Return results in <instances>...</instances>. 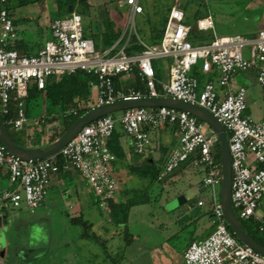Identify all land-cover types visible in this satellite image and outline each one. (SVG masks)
Returning a JSON list of instances; mask_svg holds the SVG:
<instances>
[{
    "label": "built area",
    "instance_id": "2783aa9c",
    "mask_svg": "<svg viewBox=\"0 0 264 264\" xmlns=\"http://www.w3.org/2000/svg\"><path fill=\"white\" fill-rule=\"evenodd\" d=\"M5 3L6 0H0V116L8 128L15 132L24 128L31 87L43 90L48 78L75 71L92 77L89 83L97 89L92 107L138 97H171L196 104L212 113L226 132L234 212L241 220L254 221L257 231L264 233V212H260L264 207V117L254 122L245 115L247 91L235 84L239 72L252 70L256 84L264 88V28L250 38L235 34L192 44L188 38L192 27L184 22V12L172 6L158 45L146 46L139 39L144 50L138 54L127 55L122 49L99 53L93 40L83 34L81 15L67 12L50 21L51 39L35 53L25 54L9 48L14 26ZM122 5L127 6V29L131 32L143 7L139 0H124ZM213 27L210 16L195 21L199 32ZM158 59L169 60L167 79L161 83L157 82L152 64ZM197 65L202 74L208 75L203 83L192 74ZM134 70L143 84V93L133 88L120 89L114 83L115 77L130 76ZM67 114L75 116L77 110H68L61 117ZM117 123L136 154L143 153L149 144L146 128L176 126L177 146L168 155L158 179L188 159L204 172L201 184L207 192L214 230L203 240L190 243L182 255L183 264H264V256L238 242L222 217L218 196L220 166L214 160L218 147L215 133L195 116L166 107L125 109L118 118L112 114L102 116L83 126L57 154L36 162L14 158L0 144V171H7L12 184L10 189L0 192V215L21 206L33 214L46 193L50 177L68 169L79 173L87 191L106 210L118 191L112 172L115 155L108 146ZM203 203L204 199L198 201V205Z\"/></svg>",
    "mask_w": 264,
    "mask_h": 264
},
{
    "label": "rangeland",
    "instance_id": "374dc122",
    "mask_svg": "<svg viewBox=\"0 0 264 264\" xmlns=\"http://www.w3.org/2000/svg\"><path fill=\"white\" fill-rule=\"evenodd\" d=\"M108 1L75 0L73 11L83 17L82 25L84 31L91 30L94 32L96 28L101 27L100 19H102L103 14L100 12L101 9L96 8V5L103 6L106 3L105 6H107ZM139 3L146 9L148 6H153L154 14H150L148 24L154 26V28L158 27L161 19L167 17L172 6L178 7L184 12L185 22L193 27L195 33L197 32L195 29L196 19L209 15L213 20L214 29L201 33L205 41L208 38L210 39V37L213 39L214 35L235 33L246 35V32H255L260 22H264V0H139ZM14 4L15 2H11V6ZM63 16L64 10L58 7L56 0H45L17 8L12 11V17L17 23L16 39L31 41L38 36H44L48 22ZM142 21L140 16H136L134 26L137 27L140 36L142 34L139 28L146 24ZM121 22L122 25L125 22L126 25H130V20L128 21L126 16L123 17ZM198 32L197 34L200 35ZM99 37L101 36L92 35L97 52L102 53L107 48L103 47ZM144 42L150 46L147 40H144ZM190 42L193 43L192 41ZM152 64L157 69V82L165 81L168 74L169 60L158 59L153 61ZM192 74L201 83L208 78V75L200 72L199 65L193 69ZM239 74L246 77L248 73L239 72ZM242 84L247 88L245 115L250 113L253 117L264 116V100L262 96L264 88L259 87L255 83L248 85L244 80ZM26 108L27 116H29L28 125L34 130H38L36 129L38 127L36 126V118L49 109L48 103L44 100V96L41 93L34 92L26 99ZM54 112L59 111L54 109ZM112 115L118 118L120 111H116ZM52 122L55 123L49 127L47 132H44V136L49 140L47 142L55 140L62 129L59 118ZM47 142L38 143L33 138L26 144L33 148H41L46 146ZM157 143L159 146L160 142L154 137V133H151L149 147L164 156V145L161 144V147L158 148ZM163 165V162L154 161L151 165L143 166L138 173L119 176L120 187L122 188L121 194L126 198V201L121 206L128 208L125 213V224H115L107 213H104L98 206L97 199L93 195L83 192L79 178L76 181H72V185L70 184V186L76 187L85 202L88 200L93 203L90 215L86 210L82 211L84 218L92 222L93 220L100 221L104 227H119L121 229L126 227V231L120 234L121 236L117 241L118 247L113 251L114 254L111 257L106 258L101 253L102 246L99 248L93 242L80 238L82 233L81 226L72 224L70 221V208L66 205L68 192L63 194L60 189H55L48 192L44 198L45 204L37 208L33 214L25 213L19 218L11 219L13 229L21 221L25 223L23 227H27L26 230L22 228L21 232L18 233L20 239L16 238L13 247L20 248L27 245V239L30 237L33 238L32 244L36 245L34 249H38L40 253L29 257L28 260L21 264H170L171 260L176 258V252L185 244L190 232L200 225L201 227H207V232L211 233L214 230V226L211 223V219H208L207 214H201L204 209L207 211L210 203L207 199L206 190L202 193L197 190V182L201 178L199 174L193 172V167H187L181 172L174 170L175 172L173 171L172 174L166 175L162 181H157L153 174L157 170L161 172ZM198 169L202 170V168ZM1 171V173H4L5 169ZM5 174L0 175V192L9 187L8 175L6 174L5 176ZM198 196L204 199L205 206L202 208L197 207L195 204V199ZM187 206L190 207L191 211L188 220H191L193 215H195L197 217L196 221L190 222L180 214ZM88 215L90 217H87ZM95 223H93L94 227H96ZM180 227L185 228L181 229ZM41 228L46 229L41 230ZM250 229L254 234L260 233L256 232L257 229L255 227H250ZM130 235L134 236L133 241L130 240ZM165 236L169 237L166 241L163 238ZM48 237H50L49 241H47ZM123 238L128 239V241H124ZM149 238L158 243L161 240H164V242L149 251L145 248ZM88 244L91 248L87 246ZM165 244H167L168 248H166ZM93 245L96 247L95 250ZM97 249H99V253H97ZM9 253H11V249ZM96 253L98 257L93 256ZM84 256H87L92 263H87Z\"/></svg>",
    "mask_w": 264,
    "mask_h": 264
},
{
    "label": "crops",
    "instance_id": "0c3cea01",
    "mask_svg": "<svg viewBox=\"0 0 264 264\" xmlns=\"http://www.w3.org/2000/svg\"><path fill=\"white\" fill-rule=\"evenodd\" d=\"M123 1L124 0H109L107 6H105L106 3L103 6L96 5V8L101 9L100 12H102L103 16H102V19H100L101 27H98L99 29L96 28V30L94 32H92L91 30L90 31H84V28L82 25L84 36L93 40L92 35H96V36L100 35L101 36V34L104 32L105 24L111 23L114 26V29H116L120 32L119 37L114 42V44H112L109 48H107V49H111V53H112L113 49H117L116 51L122 49L124 51V47L127 45V43L130 40V36H132V35H134L138 39V41H139V39L142 40V42L145 44L144 40H147L150 33H151L150 24H148V23H149L150 14L151 13L154 14V11L152 9L153 6H148L147 9L142 6L143 12L141 14L137 15V16L141 17V19L143 20L142 22L146 23L145 25H142L141 28H139V30L142 34V36H140L138 33L139 31L137 30L136 26H134L133 31L129 32V29H127L126 22L124 25H122L121 20L123 19V17L124 16L128 17L127 6L126 5L120 6V4H122ZM71 12H74V11H71ZM74 13H76V12H74ZM77 14H79V13H77ZM166 19H167V17H166ZM12 20H13L12 22H13V26H14V36L12 37L10 44L12 46L14 45L17 48L16 51H18L20 53L33 54L39 48H41L46 41H49L51 39V33L49 30V23L51 20L46 25L45 35L44 36H38L37 38H34V40H31V41H24L22 39H16L17 23L14 19H12ZM82 21H83V17H82ZM184 22H185V14H184ZM186 24H188V23H186ZM188 25H190V24H188ZM262 28H264V22H260V25L258 26V29L255 32H250V33L246 32L247 33L246 35H242L239 33H235V34L250 38V37H253L257 33V31L259 29H262ZM213 29H214V27H213ZM90 34H91V36H90ZM235 34H223V35H219V36H228V35H235ZM215 37H217V36L214 35L213 38H215ZM100 38L101 37H99V40H101ZM160 40H161V38H160ZM93 42H94V40H93ZM158 44H156V45H158ZM156 45H150V46H156ZM146 46H148V45H146ZM243 73H248V74L246 77L241 76V74H239V73L235 76V84L236 85L244 86V84H242L243 80L248 85H252L254 83L256 84L254 71L251 70V71H247V72H243ZM132 78H133L132 74L130 76L121 75L117 80L119 83L116 86H118V88L123 89V90H126L127 88H133V87H130L131 85L129 84L131 82ZM90 81H92V79H90L88 81L87 94L81 99L76 98L74 100V102H75L74 107L69 109V110H72V109H76V110L87 109L88 110L92 107L94 100H95V97L97 95V89L95 88V86H93L89 83ZM246 91H247V88H246ZM262 96H263V100H264V92H263ZM246 97H247V93H246ZM246 108H247V106H246ZM54 109L55 108L49 107V109L47 111H45L42 115H40L38 118H36V126H38L36 129H38V130H34L26 122V124L24 125V128H23L25 143L29 142L31 139L35 138L36 135L39 136V143H43L44 141L45 142L49 141L46 139V136H44L45 135L44 132H47L49 127H51V125L55 123V122L51 121V119L55 116V113L57 114V112H54ZM26 113L28 114L27 108H26ZM246 116L249 117L254 122H258L264 117L263 115H261L260 117H253V116H251L250 113L246 114ZM28 117L29 116H27V121H28ZM37 123H38V125H37ZM146 131H147L148 136H149V144L146 146L143 153H141V154H136L133 152L131 141L125 135V133L123 132V130L121 129V126L119 124L115 125V129H114L113 133L111 134V136L108 140L109 149L115 155V161L112 164V172H113V175L117 179V182H118L117 193L114 195V198H112L110 200V202L108 204V208L106 210H103L104 213H107V215L110 218H111V205H113L116 208L119 205L123 204L124 201H126L125 196L121 194L122 188L120 187L121 182L119 180L121 175L126 176L128 174L138 173V171L143 166L151 165L154 163V161H160V162H163V164H164L168 155L170 154L171 150L177 146L176 141L178 142V136H177V128L175 125L164 124L162 126L157 127L156 129L146 128ZM151 133H154V137L160 142L159 146L157 143L158 148L161 147L160 146L161 144L164 145V149H165V155L164 156H162L161 154H158L155 149L152 150L149 147L150 146V134ZM174 140H175L176 145L174 143ZM48 143L50 144V142H47L46 145H48ZM26 145L28 146V144H26ZM28 147H32V146L29 145ZM112 149L115 150V153H114V151H112ZM146 153H147V155H146ZM187 167H193V172H196L201 177L199 179V181L197 182V190L199 191V193H202L205 190L201 184V179H202L203 174H204L203 170H200V169H198V167H195L192 164V161L190 159H188L187 161L183 162L177 168L178 170L176 169V171L181 172L184 169H186ZM1 172L2 171H0V175H3L5 173L8 175L6 170L4 173H1ZM160 173L161 172H159V174ZM6 174H5V176H6ZM159 174H158V176H159ZM170 174H172V172L169 173V175ZM166 175L168 176V174H166ZM166 175H164L161 179H158V176H157L156 180L162 181L166 177ZM78 178L82 184L83 192L85 194L92 195L91 193H89L87 191L86 184L83 181V179L81 178V176L79 175V173L77 171H75L74 169H68L66 171H60L59 174H57L56 176L50 177L48 184H47L46 193H45L39 207H41L42 205L45 204L44 198H45V196H47L48 192L54 191L55 189H60V191L63 192V194L68 192V199L66 200V205H67V207L71 206L70 211H69L70 212V219L73 217L81 216L82 220L85 221L88 225H90V228L88 229L89 234L91 233L92 235L97 237L101 243L96 242L95 240H93L90 237L82 236V233H81L80 238H82L83 240L86 239L87 241L93 242L94 244L99 246V248L102 246L101 247L102 248L101 253L106 258H109L114 254L113 251L118 247V242H117L118 238L121 236L120 235L121 233L126 231V227H122V229L119 227H104L103 223H101L100 221H94L93 220V222H92L91 220L86 219L82 216V211H84V210H86V212L90 215V213L92 212L91 206L93 205V203H91L88 200L85 202V200L82 198V196L79 195L78 191L76 190V187L70 186L72 181H76V179H78ZM8 179H9V177H8ZM11 187H12V184L9 180V187L7 189H4V190H8ZM4 190H2V191H4ZM70 197H71V199H70ZM94 198L97 199L95 196H94ZM200 200H203V198L201 196H198L195 199V204L197 207L202 208L205 205H204V203L202 205H198V201H200ZM186 201H188V200L186 199ZM97 202H98V200H97ZM47 208H48V206H47ZM189 208L190 207L187 206V208H184L180 213L187 220H188V218H190L189 216L191 215L190 214L191 211ZM260 211L264 212V207L260 208ZM206 212L207 211L204 209L201 214L206 215ZM25 213L27 214L24 206H21L19 209L2 211V213L0 215V253L2 252V256H0V264H21V263L25 262V260H28L29 257H32L33 255L40 254L38 252V249H34L36 245L34 243L32 244L33 238H30V237L27 239V241H28L27 245L22 246L20 248L19 247H13V245L16 241V238H19L18 233L21 232L22 228L23 229L25 228V230H26L27 227H25V226L23 227V225L25 223H22V221H21L20 224L15 226L13 229L11 226V223H12L11 219L19 218V217H21L22 214L24 215ZM89 215L87 217H90ZM202 215H200V216H202ZM208 219H209V217H208ZM196 220H197V217L195 215H193V218L191 220H188V221L192 222V221H196ZM94 222H96L95 223L96 227H94V224H93ZM38 228H40V227H38ZM180 228L184 229L185 227H180ZM43 229H46V228H41V230H43ZM207 229H208L207 227H201L199 225L198 227H196L194 229V231L190 232L189 236L186 238L185 244L181 247V249L178 252H176V255H175L176 258H173V260H171L170 264H183L182 255H183L184 251L187 249V247L190 245V243L201 241L205 237H207L210 234L207 232ZM130 237H131L130 240L133 241L134 236L130 235ZM163 238L166 241V240H168L169 237L165 236ZM49 239H50V237H48L47 241H49ZM123 239H124V241H126V238H123ZM164 240H161L160 243H158L157 241H154L153 239L149 238L148 244H146L145 248H146V250H149V251L151 249L153 250L156 247H158L159 245H162ZM131 241H130V243H131ZM47 244H48V242H47ZM165 245H166V248H168L167 244H165ZM87 246L89 247L90 245L88 244ZM89 248H91V247H89ZM93 248L95 250L96 247L93 245ZM10 249H11V253H9ZM97 253H99V249H97ZM97 253L93 254V256L94 257L97 256L98 255ZM84 257H85L87 263H92L87 256H84ZM111 259H114V258H111Z\"/></svg>",
    "mask_w": 264,
    "mask_h": 264
},
{
    "label": "trees",
    "instance_id": "16d2710c",
    "mask_svg": "<svg viewBox=\"0 0 264 264\" xmlns=\"http://www.w3.org/2000/svg\"><path fill=\"white\" fill-rule=\"evenodd\" d=\"M43 1L45 0H6L4 7L8 11V15L10 16V18L13 19L12 17L13 10L27 6L29 4L39 3ZM56 1H57L58 7L64 10V14L68 12L69 5L72 7V11H73L74 9L73 3L75 2V0H56ZM11 2H15V4L11 6ZM165 22H166V17H164L163 19L159 21V25L157 28L156 27L154 28V26H150L151 33L147 39L149 45H156L159 43ZM197 32L195 33L192 27V30L188 37L189 41L193 42L192 44H204L212 40V38L210 37V39L208 38V40L205 41V39H203V37L201 36L202 32H198L200 33V35L197 34ZM119 34L120 32L114 29V26L111 23H106L104 32L101 34V42H102L103 47L109 48L112 44H114V42L118 39ZM9 48L17 50V48L14 45L12 46L11 44H9ZM116 50L117 49H113L112 53H114ZM143 50H144V47L139 43L138 39L134 35L130 36L129 42L124 47V52L127 55H135L137 53H140ZM155 73L157 75V69H155ZM121 75L114 78L115 85L119 83L117 80ZM132 76L133 78L131 82L129 83L131 85L130 87H133L136 90H140L143 93L144 91L143 84L139 80V77L137 75V70H134L132 72ZM90 79H92V77L85 74L83 71H75L72 74L63 75L58 78L56 77L48 78L46 80L45 87L43 90H37L35 87H31L29 89L27 99L34 92L41 93L44 96V99L48 103L49 107L55 108L59 111L57 112V114L55 113V116L51 119V121H54L55 119L59 118V121L61 122V125H62L61 133L57 134L56 139L75 121V119H77L83 112L87 110V109H80V110H77V115L75 116L71 114H67L64 117H61V114L65 113L67 110L74 107V104H75L74 100L76 98L81 99L87 94V84ZM0 121L3 124L4 128L7 130L11 139L16 144L20 146L28 147L24 141L23 129L21 131L15 132L4 124V120L1 116H0ZM35 141L39 143L38 135L35 136ZM51 142L52 141H50V143ZM112 151H114L115 153V150L112 149ZM218 151H219L218 147H216L215 152H214V160L217 163H219V152ZM158 174H159V170L154 172L153 174L154 178H157ZM127 210L128 208L126 207L123 208L121 205H119L116 208L113 205H111V218L115 224H125L126 223L125 213L127 212ZM206 214L209 217V219L212 218V213L210 209L207 210ZM239 220L244 230L247 233H249L250 236L259 245L264 246V233L254 234V232H252L250 229V227H255L256 229L255 222L250 219L243 220V221L241 219ZM70 221L72 224L81 226L80 228L82 229V236L90 237L96 242H100L97 237H95L91 233L89 234L88 229L90 228V225H88L85 221H83L81 216L73 217L70 219ZM256 232L258 231L256 230ZM126 240L128 241V239Z\"/></svg>",
    "mask_w": 264,
    "mask_h": 264
},
{
    "label": "water",
    "instance_id": "95a60500",
    "mask_svg": "<svg viewBox=\"0 0 264 264\" xmlns=\"http://www.w3.org/2000/svg\"><path fill=\"white\" fill-rule=\"evenodd\" d=\"M71 11L72 7L69 5L68 13ZM140 107H166L180 110L195 116L213 130L218 139L219 150V204L226 227L238 242L252 248L256 253L264 256V246L259 245L250 234L244 230L231 205V165L226 132L212 113L196 104L171 97H138L115 100L86 110L75 119L57 139L41 148L25 147L16 144L0 121V144L3 146L4 151L14 158L29 162L40 161L57 154L66 143L76 136L83 126L92 121L116 111ZM0 256H2V252Z\"/></svg>",
    "mask_w": 264,
    "mask_h": 264
}]
</instances>
